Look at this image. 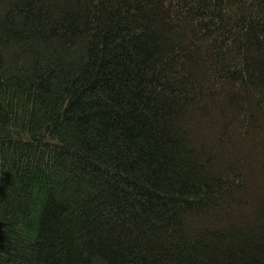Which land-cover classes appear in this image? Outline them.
<instances>
[{
	"label": "trees",
	"instance_id": "obj_1",
	"mask_svg": "<svg viewBox=\"0 0 264 264\" xmlns=\"http://www.w3.org/2000/svg\"><path fill=\"white\" fill-rule=\"evenodd\" d=\"M0 264H264V0H0Z\"/></svg>",
	"mask_w": 264,
	"mask_h": 264
}]
</instances>
